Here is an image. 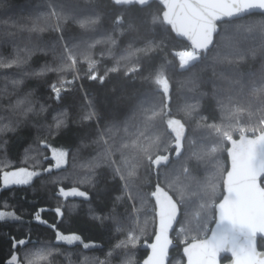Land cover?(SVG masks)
<instances>
[{"label": "snow or ice", "instance_id": "obj_1", "mask_svg": "<svg viewBox=\"0 0 264 264\" xmlns=\"http://www.w3.org/2000/svg\"><path fill=\"white\" fill-rule=\"evenodd\" d=\"M158 3L162 8L159 16L151 11L153 0H108V3L103 5L104 8L113 9L115 13L113 23L115 29L121 31V35L136 33V36H131L128 40L127 56L122 57L136 56V59L131 67L123 71L120 80L135 83L138 78H143L145 82L154 85L155 89L151 94L142 93L132 109L134 118L141 117L140 126L133 134L135 139L130 141L121 139L119 144H115L110 134L114 130L119 131L121 127L124 132H128L127 121L111 119L101 128L104 118L100 112L104 111L103 105L107 103V98L93 99L85 91L83 99L87 101V111L81 120L95 123L97 138L93 142L98 145L96 155L86 166L89 172L86 181L97 189L98 196H104L107 194V185L118 179L120 190L127 193L130 200L139 199L143 206L147 203V195L135 190L134 178L138 176L139 169L143 168L146 174L155 173L159 180L162 165H174L175 162L183 161L180 163L179 172L185 180L196 185L198 191L193 194L202 201L195 214L188 212L183 214L188 219L182 220L180 224L178 235L184 244L183 257L186 258V264H264V72L259 75L253 71L242 73L230 65L227 70L229 78L227 89L214 91L211 95V107L217 115H205L207 110L203 108V97L207 96V93L201 94L200 98L186 101L183 107L186 116L200 124L199 137L193 135L189 139L186 135L187 123L172 117V85L166 74L171 62L165 61L158 68L152 67L153 60L160 55L166 38L171 34L187 42V47L174 51L173 54L178 60L179 70L191 72L198 65L204 64L210 51L216 47L215 37L220 30L221 22L230 24L234 20L255 13L264 17V0H158ZM48 15L50 19L55 18L56 23L47 24L45 27L33 25L29 30L33 32L50 30L56 33L51 50L55 54L56 48L59 47V63L55 67L46 65L37 72L25 71L23 75L71 71L73 73L71 80H62L59 87L56 84L51 85V90L58 100L65 84L71 86L83 78L106 87L108 73H119L120 69L112 67L103 75L98 74V61L91 54L95 42H89L90 38L85 35L94 31L96 26L103 22L106 14L101 11V6L96 2L91 8L74 6L70 13L61 15L55 6L50 5ZM137 21L143 26V32H140ZM68 22L76 23L82 29V34L66 36L64 24ZM157 24L161 25V35L148 36L147 33L153 32ZM261 35L264 37V32ZM108 40L112 45L116 44L113 37L109 36ZM137 40L141 41L139 47H135ZM33 50L47 52L49 48L47 45L37 46L36 49L28 50L29 55ZM81 58L88 65L84 77L78 74L76 67ZM226 58L240 60L244 59V55L239 49H234L226 54ZM25 63L27 57H17L0 66L11 68ZM22 83V79L12 81L14 88ZM213 85L214 88L217 87L215 82ZM80 87L82 88V85ZM126 87L128 83H121L119 88L113 85V94L118 96ZM159 94H162V111L167 110L163 111L166 127L174 134V140L166 143H157L159 138L154 139L150 131L154 127L152 123L154 118L160 114L156 111L155 103L150 102V96ZM31 95L29 92L22 97L18 96L15 102L8 105L10 114L6 117L0 116V120L6 121L3 127H0V137H4L0 139V152H7V135L27 129L33 123L30 114H38L34 101L30 99ZM40 111H44L43 107ZM66 126V119L56 120L54 125L49 126V134H58ZM234 134H238L239 138H234ZM41 144L45 149H50L51 160L54 163L42 171H36L29 170L28 167H14L9 158V163L0 166V190L14 186H29L34 178L43 177L44 173L51 174L53 169H61L66 164L68 156L66 150L44 141H41ZM168 144H174V147H169ZM225 144L230 147L225 149ZM32 149L33 144H29L25 148V153L30 156ZM225 150L229 160L226 171L221 168L217 155ZM173 155L175 161L172 159ZM209 165L211 171L208 170ZM6 168L12 170H5ZM201 168L207 173L203 179L200 178ZM51 182L56 183L57 177L52 176ZM221 184L223 191L217 198V190ZM187 187H190V184L173 182L166 190L157 183L151 191L150 196L155 201L157 223L152 240L150 242L144 240V246L149 250V254L142 264H168L169 249L173 244L169 233L173 230L178 216L182 215V207L186 206ZM173 190L179 194V199L170 194ZM57 194L65 199L82 198L89 204L87 214L92 220L101 225L105 221H110L116 232H126L125 238L108 250L106 259L97 260V264H135L134 253L122 250L130 245L135 247L146 235L145 227L135 218V213L139 209L133 207V212L128 217L130 226L126 228L114 206L107 214H101L103 209L98 212L91 207V197L86 191L76 187L67 190L61 187ZM121 199L120 196H116L113 205ZM2 207L3 204H0V208ZM9 209L0 210V223L21 222L22 217L11 205ZM43 211L45 209L37 210L32 219L54 230L56 245L71 246L79 242L86 250L97 247L94 243H85L76 233L64 234L55 224H48L41 216ZM54 211L58 218L63 217L62 207H57ZM213 221L215 227L209 228V223ZM53 254H59V248L32 241L30 236L23 239L13 236L12 252L6 264H38V261L44 260L52 264Z\"/></svg>", "mask_w": 264, "mask_h": 264}, {"label": "trees", "instance_id": "obj_2", "mask_svg": "<svg viewBox=\"0 0 264 264\" xmlns=\"http://www.w3.org/2000/svg\"><path fill=\"white\" fill-rule=\"evenodd\" d=\"M95 2L101 6V11H104L106 15L103 22L97 25L94 31L85 35L90 38L89 42H95L91 54L98 61V74L103 75L107 69L112 67H118L120 72L108 73L106 87H101L86 78L78 80L71 86L65 84L61 89V98L58 100L51 90V85L56 84L59 87L62 80H71L73 73L71 71L46 72L42 75L24 76L25 71L37 72L46 65L55 67L59 63V47L56 48L55 54L51 50L55 43L56 33L50 30L33 32L29 29L33 25L45 27L47 24L56 23L55 18H49L50 5L55 6L56 11L64 15L70 13L74 6L91 8ZM107 3L108 0H0V65L17 57H27V63L23 65L11 68L0 66V116H8L11 112L8 105L15 102L18 96L22 97L29 92L32 94L30 99L34 101L35 111L38 113L37 115L30 114L33 123L27 129L7 135V152H0V166L9 163V158H11L14 167H28L29 170L42 171L54 162L51 160L50 149H45L41 141L68 152L67 163L61 169H53L51 174L44 173L43 177L34 178L29 186H14L0 190V204H3L0 210H10L9 205H11L22 217L21 222L0 223V264H6V260L12 252L13 236L20 239L30 236L32 241H39L44 245L59 248V254H53L51 257L52 264H97V260L106 259V253L113 245L125 238L126 232H116L110 221H105L101 225L92 220L87 214L89 209L87 201L80 197H68L67 199L60 197L57 193L61 187L66 190L76 187L88 192L92 201L91 207L98 212L103 209L101 214H107L114 206L115 212L123 219L126 228L130 226L128 217L132 214L133 207L139 209L135 213V218L141 226L145 227L146 235L135 247L130 245L122 251L134 253L135 264H141L148 253L142 250V244L145 239L149 242L152 240L157 223L154 211L155 201L154 198H151L150 193L157 183L168 190V185L173 182L190 184V187L185 189L186 206L182 207V216L178 228L173 234L179 246L172 252L170 261V264L185 263L181 253L184 244L178 235L180 224L182 220L188 219L183 214L185 212L195 214L202 201L193 194L198 191L196 185L185 180L182 173L179 172L180 163L183 161L175 162L174 165H162L159 180L155 173L146 174L143 168L139 169L138 176L134 178L136 181L135 190L147 195V203L143 206L139 199L130 200L128 194L120 190L118 179L107 185V194L104 196H98L97 189L91 187L86 181V177L89 175L86 166L96 155L98 145L93 142L97 138L95 123L81 120L87 111V101L83 99L85 91L93 99L107 98V103L103 105L104 111L100 112L101 117L104 118V122L100 125L101 128L111 119L127 121L128 132H124L121 127L119 131L114 130L110 134L114 138L115 144H119L121 139L127 141L135 139L133 134L140 126L141 117L134 118L132 109L142 93L151 94L155 89L154 85L145 82L143 78H138L135 83L120 80L123 71L131 67L132 62L136 59V56L122 58L127 56L128 40L131 36H136V33L121 35V31L115 29L113 9L103 7ZM151 11L154 15L159 16L162 8L158 3H154ZM136 23L140 32H143V26L139 24V21ZM64 28L66 36L82 34V29L76 23L68 22L64 24ZM161 31V25L157 24L154 31L147 35L159 37ZM262 32H264V17L260 14L237 19L230 24L221 23L220 33L215 39L216 47L210 51L207 61L198 65L191 72H181L178 60L173 54L174 51L187 47V43L171 34L166 38L165 46L160 50V55L153 60L152 67L158 68L165 61L171 62L166 74L172 85V117L187 123L186 135L189 139L193 135L199 137L200 124L189 120L186 116L183 110L186 101L191 98H200L201 94L207 93L208 95L203 97V108L207 110L205 115H217L211 107V95L214 91L227 89L229 84L227 70L230 65L242 73L253 71L259 75L264 72V37L261 35ZM109 36L116 40L115 45L110 43ZM44 45L49 48L47 52L33 50L29 55V49H36L37 46ZM140 45L141 41L137 40L135 47ZM234 49H239L243 53L244 59H227L226 54ZM76 67L78 74L84 77L88 71L87 63L81 58ZM16 79H22L23 83L14 88L12 81ZM213 82L217 87L214 88ZM121 83H128V87L116 96L113 94L112 87L115 85L119 88ZM5 89H7V93H5ZM150 102L155 103L156 111L160 113L152 122L154 127L150 131L153 138H159L157 143L174 140V134L166 127L163 111L167 110L162 111V94L150 96ZM41 107L44 111H40ZM59 119H66L67 126L60 133L50 135L49 126L54 125L55 121ZM5 123V120H0V127H3ZM3 138L0 137V139ZM234 138L238 139V134H234ZM143 139L142 137L141 140ZM29 144H33L30 156L25 153V148ZM168 146L174 147V144H168ZM186 147H188L187 142ZM227 147L229 145L225 144L224 148ZM197 150H199V145H197ZM217 155L221 168L226 171L229 167L227 151L219 152ZM116 158H119L118 152ZM172 159L175 161L174 155ZM33 166L35 167L33 168ZM5 170H12V168ZM208 170H212L211 165ZM206 175L207 173L201 168L200 178L203 179ZM52 176L57 177L56 183L51 182ZM177 177H179V181H177ZM113 189L116 190L113 191ZM222 191L221 184L217 190V198ZM170 194L175 199L180 198L174 190L170 191ZM116 196H120L122 199L113 205ZM5 201L8 203L4 204ZM57 207H62L64 211L62 218L56 216L54 209ZM39 209H45L41 213L42 218L48 224H55L60 232L64 234L76 233L82 237L85 243H94L97 247L86 250L80 243L71 246L56 245L54 230L47 225L38 224L32 219L33 214ZM146 220L147 224L145 225ZM213 225L214 221L209 223V228H212ZM38 264H48V261H38Z\"/></svg>", "mask_w": 264, "mask_h": 264}, {"label": "water", "instance_id": "obj_3", "mask_svg": "<svg viewBox=\"0 0 264 264\" xmlns=\"http://www.w3.org/2000/svg\"><path fill=\"white\" fill-rule=\"evenodd\" d=\"M154 3H158V0H153V4ZM159 4V3H158ZM255 14H259V13H255ZM221 23H223V22H221ZM220 23V24H221ZM220 33V30H219V32H218V34ZM217 34V35H218ZM216 35V36H217ZM179 40H182V41H184L183 39H180V38H178ZM215 39H216V37H215ZM186 42V41H185ZM187 43V42H186ZM229 147H230V145H229ZM181 212H182V209H181ZM182 216V215H181ZM181 216H178V218H177V222H175L174 223V226H173V230H171L170 231V233H169V235H170V238L172 239V241H173V244H172V246H170V249H169V259H168V264H170V261H171V259H172V252L176 249V248H178V246H179V244L177 243V241L175 240V238L173 237V234H174V232H175V230L178 228V224H179V222H180V219H181ZM213 227H215V223H214V225H213ZM212 227V228H213ZM184 247V246H183ZM183 247H182V251H181V253H182V255H183ZM142 250H144V251H147L148 253H147V255L149 254V250L144 246V243L142 244ZM146 258V257H145ZM185 259V263L184 264H186V258H184ZM142 264V263H141Z\"/></svg>", "mask_w": 264, "mask_h": 264}, {"label": "rangeland", "instance_id": "obj_4", "mask_svg": "<svg viewBox=\"0 0 264 264\" xmlns=\"http://www.w3.org/2000/svg\"><path fill=\"white\" fill-rule=\"evenodd\" d=\"M66 163H67V158H66ZM65 165H66V164H65ZM65 165H64V166H65ZM64 166H62V167H64ZM77 243H79V242H77ZM77 243H75V244H77Z\"/></svg>", "mask_w": 264, "mask_h": 264}, {"label": "built area", "instance_id": "obj_5", "mask_svg": "<svg viewBox=\"0 0 264 264\" xmlns=\"http://www.w3.org/2000/svg\"><path fill=\"white\" fill-rule=\"evenodd\" d=\"M181 50H183V49H181ZM179 51V50H178Z\"/></svg>", "mask_w": 264, "mask_h": 264}]
</instances>
